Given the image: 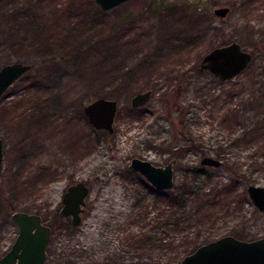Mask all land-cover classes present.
I'll return each instance as SVG.
<instances>
[{
    "label": "rangeland",
    "instance_id": "obj_1",
    "mask_svg": "<svg viewBox=\"0 0 264 264\" xmlns=\"http://www.w3.org/2000/svg\"><path fill=\"white\" fill-rule=\"evenodd\" d=\"M221 6L226 17L214 13ZM0 34V67L32 65L0 98V257L18 234L15 211L54 228L47 264H179L224 235L264 236L248 194L264 187V0H129L109 10L95 0H0ZM233 41L253 54L242 73L222 81L201 70L210 50ZM147 90L151 99L133 108ZM100 97L118 101L112 133L83 113ZM206 156L222 165H203ZM134 157L177 158L174 187L157 193L130 167ZM77 181L90 192L71 233L59 228L62 197ZM180 203L187 222L177 229L169 213Z\"/></svg>",
    "mask_w": 264,
    "mask_h": 264
},
{
    "label": "water",
    "instance_id": "obj_2",
    "mask_svg": "<svg viewBox=\"0 0 264 264\" xmlns=\"http://www.w3.org/2000/svg\"><path fill=\"white\" fill-rule=\"evenodd\" d=\"M129 0H95L102 10L112 9ZM228 6L214 9L220 17H226ZM1 41V34H0ZM253 59V54L236 41L215 47L202 59L201 70H207L222 81L230 80L242 73ZM32 69L24 62L8 63L0 67V98L16 81ZM151 99V91L136 93L131 99L133 108L146 104ZM118 112V101L100 97L83 108V113L96 130L114 131ZM4 141L0 136V175L3 169ZM173 159L166 166H157L151 161L134 157L130 167L142 174L158 191H166L174 185L175 164ZM203 165L219 167L222 161L211 156L202 159ZM89 188L79 182L70 186L64 194L62 213L72 216V223L82 222V206ZM248 194L255 206L264 212V187L250 185ZM12 219L18 226V234L11 247L0 257V264H47L48 245L51 241V227L42 222L39 214L15 211ZM179 264H264V236L253 240L240 239L232 234L221 236L213 241L199 245L193 252L185 255Z\"/></svg>",
    "mask_w": 264,
    "mask_h": 264
},
{
    "label": "trees",
    "instance_id": "obj_3",
    "mask_svg": "<svg viewBox=\"0 0 264 264\" xmlns=\"http://www.w3.org/2000/svg\"><path fill=\"white\" fill-rule=\"evenodd\" d=\"M200 2H204V0H200ZM39 29V28H38ZM40 30V29H39ZM41 32V30L39 31ZM40 39L46 40V36L43 38L41 34H39ZM260 96H257L256 100L259 102V106L262 107L264 104V88L260 90ZM261 149H264V147H261ZM187 222V208L185 203H180L178 205H175L174 208H171V212L169 213V224L174 225L175 228L181 229L182 225H185ZM67 226V224L63 223L59 226L60 229ZM72 232H74L72 229H69ZM146 234V233H145ZM144 244H146L145 239L142 238ZM141 241L138 240L139 243Z\"/></svg>",
    "mask_w": 264,
    "mask_h": 264
},
{
    "label": "flooded vegetation",
    "instance_id": "obj_4",
    "mask_svg": "<svg viewBox=\"0 0 264 264\" xmlns=\"http://www.w3.org/2000/svg\"><path fill=\"white\" fill-rule=\"evenodd\" d=\"M4 147H5V144H4ZM142 159V158H141ZM173 159H177V158H172L170 161H168L167 163H165V164H155V163H153V164H155V165H157V166H166L167 164H169ZM147 160V159H146ZM4 161V160H3ZM150 161V160H149ZM177 161H178V159H177ZM176 165V164H175ZM174 168H175V166H174ZM2 171H3V169H2ZM139 173V172H138ZM1 174H2V172H1ZM146 179V178H145ZM147 180V179H146ZM148 181V180H147ZM79 182H83V181H77V182H74V183H70L69 185H67V187H66V190H65V192H64V194L68 191V189H69V187L70 186H73V185H75V184H77V183H79ZM149 182V181H148ZM0 183H1V175H0ZM88 188H89V186L85 183V182H83ZM150 183V182H149ZM174 183H175V175H174ZM151 184V183H150ZM152 186V185H151ZM153 187V186H152ZM173 187H174V185H173ZM172 187V188H173ZM154 188V187H153ZM171 188V189H172ZM155 189V188H154ZM156 190V189H155ZM170 190V189H169ZM157 191V193H162V192H164V191H158V190H156ZM166 191H168V190H166ZM89 192H90V188H89ZM64 194H63V197H64ZM89 194V193H88ZM88 196V195H87ZM63 197H62V202H63ZM86 204H87V202H86V198H85V205H83L82 206V208H83V212L81 213V217H82V215H83V213H84V211H85V209H86ZM63 207H64V204H63ZM63 209V208H62ZM263 212V211H262ZM14 213V212H13ZM30 213V212H29ZM63 214V213H62ZM41 216V215H40ZM65 217H67V221L65 222L66 224H67V226H65L66 228H67V230H69V229H72L73 231H74V229H76V227H78V226H80V225H78V226H75V225H73V223H72V216H65ZM41 218H42V216H41ZM42 222L44 223V224H46L45 222H44V220H43V218H42ZM82 223V222H81ZM46 225H48V224H46ZM48 226H50V225H48ZM51 227V226H50ZM53 227H51V230H52V234H53ZM51 238H52V236H51ZM257 239V238H256ZM47 252H48V249H47Z\"/></svg>",
    "mask_w": 264,
    "mask_h": 264
}]
</instances>
